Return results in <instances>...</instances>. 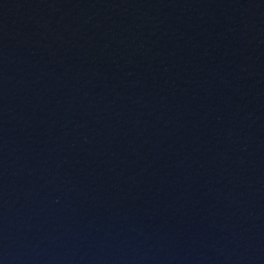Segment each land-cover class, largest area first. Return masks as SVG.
Here are the masks:
<instances>
[{"label": "water", "instance_id": "95a60500", "mask_svg": "<svg viewBox=\"0 0 264 264\" xmlns=\"http://www.w3.org/2000/svg\"><path fill=\"white\" fill-rule=\"evenodd\" d=\"M0 264H264V0H0Z\"/></svg>", "mask_w": 264, "mask_h": 264}]
</instances>
